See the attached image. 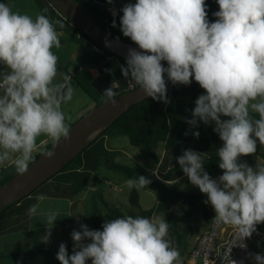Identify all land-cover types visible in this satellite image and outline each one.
Wrapping results in <instances>:
<instances>
[{"label":"clouds","instance_id":"1","mask_svg":"<svg viewBox=\"0 0 264 264\" xmlns=\"http://www.w3.org/2000/svg\"><path fill=\"white\" fill-rule=\"evenodd\" d=\"M216 3L214 22L208 19L205 0L126 3L120 9V30L140 51L129 49L122 73L144 94L165 103V74L173 85L187 86L194 79L204 90L187 123L214 124L223 142L216 149L223 174L212 178L203 167V153L192 149L176 159L190 183L207 195L204 203L215 212L211 222L231 226L242 239L264 223V164L253 167L240 160L256 153L258 143L264 147V0ZM47 12L44 8L33 18L0 3V167H14L19 175L34 162L38 137H48L52 148L70 139L66 120L72 117L62 105L72 101L76 89L68 74L56 81L58 56L53 52L62 47L58 29L65 25ZM116 87L114 81L105 90L106 104L115 105ZM193 135L198 138L199 133ZM41 154L49 159L55 155L51 150ZM150 182L138 176L125 184L139 191ZM46 199L38 195L27 215L36 216ZM40 214L48 229L59 217L54 210ZM170 226L165 217L139 215L106 220L102 230L81 224L71 232L72 254L61 243L56 259L60 264H183ZM50 235L48 231L42 241L47 243ZM254 261L264 264V256L256 254Z\"/></svg>","mask_w":264,"mask_h":264},{"label":"crops","instance_id":"2","mask_svg":"<svg viewBox=\"0 0 264 264\" xmlns=\"http://www.w3.org/2000/svg\"><path fill=\"white\" fill-rule=\"evenodd\" d=\"M102 1L105 9L111 14L115 13L119 18L123 15L120 9L126 3L136 2V0H113V3L109 4L107 0ZM20 9H23V7H20ZM24 9V11H21L22 14H28L32 17L41 13L40 8L25 7ZM53 20L59 19L55 18ZM58 31L62 32L60 36L62 47L60 49L53 48V52L58 56L56 81H62L61 74H68L71 76L72 85L76 89L75 98L65 104V113L72 117L70 121L66 120V123L72 127L89 110L105 102L103 94L106 89L112 86L114 81L117 83L115 89L117 96L122 94L123 91L134 90L131 89V85H135V83L123 75L122 68L126 67V63L118 57L96 47L95 44L72 30L58 29ZM97 83L101 84V88H98V92L94 93L90 90V86ZM108 138V135L99 136L93 145L91 144L73 160L70 167L58 172L55 177L46 184L44 183L32 195L12 205L0 215V264H27L21 261L26 260L28 256L44 255L58 251L61 243H65L68 252L72 253L71 232L73 230L79 231L81 224H86L92 230L95 226H99V223H94L93 211L89 207L91 202L87 201L84 193H90V187H86L90 183L95 193L99 191L97 183L102 182L103 177L102 175L98 177L100 166L99 157L97 156L107 151L105 143ZM37 144L39 150L34 153V156L52 145L51 140L43 135L37 138ZM112 154L115 155V158L122 157L125 163L133 161V157L127 151L121 153L115 150ZM164 157L162 174H166L173 164H176L172 159L167 158V154H164ZM163 158H160V160ZM105 164L106 162L102 165L103 168L106 167ZM13 171H15L14 167H0V181ZM101 171L103 170L101 169ZM158 172L159 165L157 164L154 169L155 177L159 175ZM119 179V182L126 186V180L122 177H119ZM113 192L115 194L117 192L121 193V189H107V193L111 194ZM40 194L45 195L47 199L40 204L38 214L29 217L27 209L37 203L36 197ZM106 202L114 204L107 200ZM50 210L57 211L59 217L54 226L48 229L43 223L46 222L45 217L40 213H46ZM262 227L264 229V223ZM97 230H100V227H97ZM48 231L51 232V235L48 242L45 243L42 241V237ZM200 236L196 237V243ZM86 264H91V261L89 260Z\"/></svg>","mask_w":264,"mask_h":264},{"label":"trees","instance_id":"3","mask_svg":"<svg viewBox=\"0 0 264 264\" xmlns=\"http://www.w3.org/2000/svg\"><path fill=\"white\" fill-rule=\"evenodd\" d=\"M36 1L40 8V12H42L44 8H47L48 12L46 15H48L52 20L58 18L64 23L65 27L63 29L72 30L80 36L86 38L89 42L95 44V42L88 38L86 34L79 31L72 25L71 22L66 20L50 4L49 0ZM76 1L90 11L89 13L106 32L118 39L134 43L130 40V38L123 35L120 30V18L105 9L104 2L102 0ZM8 2L9 0H0V3L8 4ZM205 2L208 6V19L210 22H214L216 18L212 15V13L219 10L218 4L216 3V0H205ZM113 20L116 22L115 26H113ZM95 46L118 57V55L97 44H95ZM118 59L126 63V61L122 58L118 57ZM162 64L167 67L166 62H162ZM165 79L167 86V99L169 101L168 103L153 99H148L143 103H137L131 106L120 119L115 121L100 135L107 136L109 134L108 132L113 131L116 135L126 136L131 146L142 148L144 150L143 154L146 160H152L159 165V174L161 175H158V178L154 177L153 179H149V172L146 171V169L138 167L133 168L117 163L115 161V155H113L114 158H110L107 153H105V166L108 169H113L116 172L121 173L122 178L125 180L138 176L146 177L151 181L147 187L155 189L159 195V203L154 208L148 210L140 209L138 213L132 212L128 215L153 217L156 211L164 212L165 203L170 202L174 204H183V206L190 208L201 209L205 225L208 227L212 224L211 221L215 216V213L212 212L210 204L204 203V201L207 200L206 195L186 193L177 188L174 185V181L178 177L185 174L177 162L176 164H173L166 174H162L161 172L163 171L165 157L160 160L157 155V151L161 146L165 151L164 154H167L168 152H175V155H179L184 150L198 146L201 150L206 151L205 162L203 165L205 171H207L209 175L215 179L223 174L222 170L218 167V157L216 156V149L222 146L223 142L219 139L218 134L213 131L214 127L204 124L202 121H199L195 127L190 126L187 123V120L192 118L191 113L195 107L194 101L199 95L204 93V90L199 86V84L193 79L191 84L187 86L173 85L170 81H167L166 74ZM137 87L138 86L135 84L134 89ZM125 92L127 91H123L122 94ZM222 119H227V117H222ZM195 132L199 133L198 138L193 135ZM50 147L51 145L42 151L48 150ZM42 151L35 155V160L42 155ZM256 157H259L264 161V147H261L259 143L257 145L256 153L249 156H242L240 157V160L242 162H247L250 166L254 167L256 165V161H254ZM72 163L73 161L68 163L62 170L70 167ZM16 174L17 173L15 171L11 172L9 176L0 181V187L7 183ZM150 174L155 175L154 173ZM55 176L56 175L53 177ZM147 187L142 189L145 190ZM139 198L140 196L138 191L136 189H131L129 197L130 204L139 207ZM12 205H9L6 210ZM166 214L168 217V223L171 224L169 234L175 241V246L179 249L182 260H184L188 255L191 245L188 239L192 233V227L180 223V221H178V219L171 212H166ZM122 215L125 214L120 212L115 206L108 207L107 220L116 219Z\"/></svg>","mask_w":264,"mask_h":264},{"label":"water","instance_id":"4","mask_svg":"<svg viewBox=\"0 0 264 264\" xmlns=\"http://www.w3.org/2000/svg\"><path fill=\"white\" fill-rule=\"evenodd\" d=\"M50 4L79 31L95 44L109 50L126 61L129 49L140 51L135 43L113 37L106 32L90 11L76 0H49ZM152 99L139 87L116 95V103H102L89 110L70 130V139L62 140L55 148L48 150L55 155L49 159L39 156L25 174H16L0 187V215L9 205L22 201L44 182L49 181L83 150L89 147L107 128L120 119L129 108L137 103Z\"/></svg>","mask_w":264,"mask_h":264},{"label":"rangeland","instance_id":"5","mask_svg":"<svg viewBox=\"0 0 264 264\" xmlns=\"http://www.w3.org/2000/svg\"><path fill=\"white\" fill-rule=\"evenodd\" d=\"M8 5L12 7L13 11L19 12L21 14L23 13L21 11H24L25 7L39 8L36 0H9ZM20 7H23V9H20ZM98 88H101L100 83L90 86V90L94 91V93L98 92ZM74 98L75 97L73 96V99ZM62 110L65 112V104L62 105ZM208 125L214 127L213 123H209ZM108 133H109L108 134L109 138L105 143V149L107 150L105 153H107V155L110 158H114L112 153L115 150H118L121 153L123 151H127L133 157V161L125 163V161H123V158L118 156L115 158V160L117 159L116 160L117 163L123 165L126 164V166L133 168L136 167L144 168L146 169V171H149V176H148L149 179H153L155 177L154 175L151 176L150 173H154V169L156 168L157 164L152 160H146L144 158L145 157L143 154L144 150L142 148L131 146L126 136L116 135L114 134L113 131ZM191 149L199 153H203V155L205 156L206 151L201 150V148H199L198 146H195ZM164 152L165 151L163 150V147L160 146V148L157 151L158 157L163 158ZM105 153L104 154L100 153L99 156H97L99 157V166H100V171H98L99 172L98 177L101 175L103 177V181L100 182L99 184L97 183V186L99 187V191L95 193L92 190V185L90 183L86 185L87 188L90 187L89 188L90 193L87 192L84 193L86 194L85 197H87V201L91 202V206L89 207L93 211V218H95L94 223L95 224L99 223V226H95L94 230L95 229L97 230V227H100V230H102V224L107 220L108 217V207H114L115 205H117L115 207H117V209L120 212H122L125 215H128L132 212L138 213L140 209L148 210L154 208L159 203V195L156 192V190L147 187L145 190L140 189L138 191L140 196L139 207L130 204L129 202L130 190L127 186H123L121 182H119L120 180L119 177H122L121 176L122 174L116 172L113 169H108L106 167L103 168L102 166L106 162ZM182 154L183 152L180 153L179 155H175V152H168L167 158L172 159V161L175 163L176 162L178 163L176 158L181 156ZM254 161H256V164L257 163L264 164V161L259 157H256ZM101 169L103 171H101ZM174 185L186 193L206 195L201 193L197 187L193 186L186 175L180 176L176 181H174ZM111 188H115L116 190L121 189V193L120 192H117V194H115L114 192L111 194L107 193V189H111ZM106 200L113 202L114 204L106 202ZM164 209H165L164 212L156 211L154 216L165 217V220L168 222V217L166 212H171L178 219V221H180V223L192 227V233L188 239L189 243L191 244L190 245V249H191L194 245H196V240H195L196 237L200 236L203 233V231L206 230V225L201 209L190 208L183 206V204H174L170 202L165 203ZM211 210L213 213H215L212 206H211ZM57 252L58 251H53L51 253H47L44 255L40 254V255L28 256L26 257L27 258L26 260H23L21 262L27 264H60V262L56 259ZM71 254L72 253H69V255Z\"/></svg>","mask_w":264,"mask_h":264},{"label":"built area","instance_id":"6","mask_svg":"<svg viewBox=\"0 0 264 264\" xmlns=\"http://www.w3.org/2000/svg\"><path fill=\"white\" fill-rule=\"evenodd\" d=\"M4 66L0 65V71ZM134 89V85H131ZM158 178V176L156 175ZM263 223L256 226V231L250 237L239 238L235 229L229 225L212 223L198 238L196 245L188 252L183 264H255L254 256H264Z\"/></svg>","mask_w":264,"mask_h":264}]
</instances>
